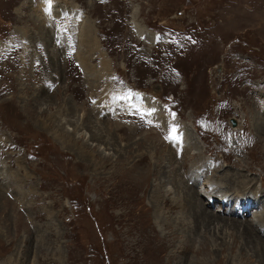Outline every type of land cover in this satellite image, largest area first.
Masks as SVG:
<instances>
[{
  "label": "rangeland",
  "instance_id": "374dc122",
  "mask_svg": "<svg viewBox=\"0 0 264 264\" xmlns=\"http://www.w3.org/2000/svg\"><path fill=\"white\" fill-rule=\"evenodd\" d=\"M263 88L264 0H0V264H140L131 222L152 237L147 261L264 264L263 238L222 223L171 254L158 212L177 209L153 186L173 197L170 176L201 161L209 210L227 202L204 189L214 168L264 190ZM134 93L145 119L112 101Z\"/></svg>",
  "mask_w": 264,
  "mask_h": 264
},
{
  "label": "bare ground",
  "instance_id": "6f19581e",
  "mask_svg": "<svg viewBox=\"0 0 264 264\" xmlns=\"http://www.w3.org/2000/svg\"><path fill=\"white\" fill-rule=\"evenodd\" d=\"M263 91H264V88H263ZM129 113H130V111L126 110V116L127 115L129 116ZM256 114L257 115L254 116L253 123L257 129H260L264 133V115L260 116V115H258V113H256ZM154 119H155V117H154ZM159 120H160V117H159ZM154 129H156V128H154ZM186 138H188V137H186ZM186 138H184V139L186 140ZM185 140H184L183 145H181V148H180V146H179V148H177V146H176V150H174L175 148L173 149L175 151L174 153L176 155L180 154V153H181L180 155H182L183 157H187L188 155H190V152L188 150V146L185 145V143H186ZM190 141H189L190 142L189 145L191 147H193L194 141L192 139H190ZM177 151H180V153H178ZM172 159L173 158H171V156L165 155L164 157H162L161 162L166 163L167 167L170 168V166H172V163H170ZM159 170H160V168H159ZM189 170H190V172H188L187 175L185 174L184 178H183V176L181 178H179L180 176L178 177L177 174L175 176L173 175L174 177L170 176V178H172V179H170V182H172L173 186H174V190L171 193L173 197H170V193H169L170 190L163 189L164 182L166 181L164 178H162V180L161 179L158 180L157 185L153 184V186H156V187H154L155 188L154 193L158 194V196L161 195L160 197L163 198V203H161V206L164 205L163 207L167 208L168 210L177 209L174 216H171V222H169L170 218L168 220L166 218V215H164V214L162 215V213L158 212V220L162 222V226L165 229L164 234L161 233L159 240L162 244L171 243V245H173V247L171 249V254L172 253H174V254L179 253L180 251L185 249L189 245V243H190V246L194 245V243L199 244L197 246L198 248L201 247L202 244L205 246L206 244H208V242H211L213 240L212 237L214 236V234H216V232H219V229H221V223L222 224H230V225H233L234 227H237V229H240L243 240L244 239L247 240V242H246L247 244H258L259 245L260 243L258 242V240L256 238L261 237L264 239V190L259 189L258 186L256 187V182L254 181V179L251 177H248L247 175L244 176L242 173H241L242 175L240 174L238 176L235 174H234V176H233V174L229 175L228 174L229 171L228 172L224 171L223 173H220L217 175V174H215V173H217V171L214 168L212 170L213 173L209 174V179L213 182L215 180L217 182V184L213 183L212 185L211 184L209 185L203 179L204 189L209 193L208 196H211V195L212 196H218V197H220L221 200L226 199L227 202L225 203L222 211H218V210L213 211V210H209L210 206L207 205L206 201L205 202L200 201L199 195L201 194L200 193L201 191L198 192V190L196 188L198 180L203 178L204 176H207L208 175L207 173L209 170L207 168H205L204 164L201 161L198 162V164L193 165V167ZM224 170H227V169H224ZM161 174H159V176ZM214 174H215V177H213ZM168 176H169V174H168ZM185 176H186V178H185ZM187 176H189V177H187ZM237 190H239V191H237ZM140 193H142V192H140ZM165 196L168 197L169 199H166ZM243 197H246V198H243ZM137 198H138L137 203L139 204L142 199L140 198V195H138ZM240 198H243V199H240ZM216 199H218V198H216ZM216 199H215V201H216ZM217 201H219V199ZM236 201L239 202V204H238L239 206H242L243 204L248 203L246 209L243 210V212H245L243 215L240 214L241 212L239 213L238 210L235 213H233L236 209V207H235ZM161 206H160V208H161ZM250 213L252 214V216L248 215ZM127 214L129 215V212H127ZM246 217H249V218H246ZM128 219L130 220V222L132 221L129 216H128ZM134 219H136V218H134ZM170 223H171V225H173V227L168 226V225H170ZM204 224H206V226ZM139 225L141 228H145V227H142L141 224H139ZM211 225H212V229H213L212 233H211V231L208 232V229H209L208 226H211ZM135 227L136 226H134V222H131V224L129 225V228L127 229V233L131 237V239H129L128 245L133 246L134 249H137V258H138L139 262L141 260L142 262H144V264H157V258H155V260L153 262H151L152 258L147 261V258H145L144 255L142 256V254H141V252L144 251V253H147V251L151 249V247L147 248L149 246V245H147L148 241H150L152 238L151 236L147 235V233H149V231L145 232L144 230L142 231V229L137 230ZM168 227H170L172 229H168ZM202 229H204V230H202ZM184 232L187 233L188 240H186L187 236H183ZM182 236H183V238H182ZM241 240H242V238H241ZM160 242H158V245H160ZM177 243H178L179 247L176 245ZM255 248H257V245L255 246ZM140 250H141V252H140ZM259 251H262V250H259ZM147 254L149 255V257H151V255L149 253H147ZM197 255H198V253H197ZM239 256H238V259H239ZM166 257H168V256H166ZM178 258H180V257H178ZM246 259H247V257H246ZM263 259H264V257H263ZM179 260H181V259H179ZM183 261H178L176 264H186V262L189 260H186V262H183ZM240 261H242V260H240ZM142 262H140V264H142ZM235 262H236V259H235ZM193 264H198V263L194 262Z\"/></svg>",
  "mask_w": 264,
  "mask_h": 264
},
{
  "label": "snow or ice",
  "instance_id": "6c2138e0",
  "mask_svg": "<svg viewBox=\"0 0 264 264\" xmlns=\"http://www.w3.org/2000/svg\"><path fill=\"white\" fill-rule=\"evenodd\" d=\"M171 131H172V133H174L175 132V129H172Z\"/></svg>",
  "mask_w": 264,
  "mask_h": 264
}]
</instances>
